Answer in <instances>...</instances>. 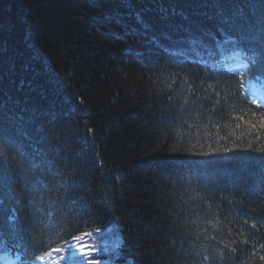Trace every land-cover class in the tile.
I'll return each mask as SVG.
<instances>
[{"label":"trees","instance_id":"16d2710c","mask_svg":"<svg viewBox=\"0 0 264 264\" xmlns=\"http://www.w3.org/2000/svg\"><path fill=\"white\" fill-rule=\"evenodd\" d=\"M245 54L264 60V0H0V246L264 264Z\"/></svg>","mask_w":264,"mask_h":264},{"label":"snow or ice","instance_id":"6c2138e0","mask_svg":"<svg viewBox=\"0 0 264 264\" xmlns=\"http://www.w3.org/2000/svg\"><path fill=\"white\" fill-rule=\"evenodd\" d=\"M246 56V54H245ZM241 67L243 68V72L240 73L241 79L243 80L244 76L246 73L248 72H252L255 75V79L256 80H261L264 79V60L262 61H257L256 58L253 57H247L246 56V63L242 64ZM246 92H251L252 96L254 97V99L252 100L253 103H258V100L255 99V97L258 95L257 91L252 88V89H245ZM260 103H264V97H261L259 100ZM253 128H255L256 126L253 125ZM261 127L264 128V123H261ZM261 151H264V148L260 149ZM65 195H67V193H65ZM14 198L17 200V202H21L23 200V195L21 196H15ZM51 215V214H49ZM28 223H31V221H28ZM253 227H255V225H253ZM33 240H35V237H32ZM0 243H3L2 240H0ZM261 247H264V245H261ZM47 253H45L46 255ZM214 257H209V256H204L203 259L205 261L209 260V259H213ZM44 259V255H36L35 256V260H43ZM262 259H264V257H262ZM32 264H34V261L32 262Z\"/></svg>","mask_w":264,"mask_h":264}]
</instances>
